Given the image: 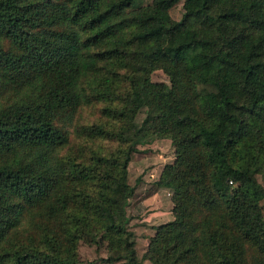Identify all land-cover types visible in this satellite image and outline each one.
<instances>
[{
  "label": "trees",
  "instance_id": "trees-1",
  "mask_svg": "<svg viewBox=\"0 0 264 264\" xmlns=\"http://www.w3.org/2000/svg\"><path fill=\"white\" fill-rule=\"evenodd\" d=\"M136 1L0 0V264H80L82 242L100 264H264V0ZM97 103L117 128L78 131L118 148L68 150L59 125ZM157 140L174 220L140 259L129 166Z\"/></svg>",
  "mask_w": 264,
  "mask_h": 264
},
{
  "label": "rangeland",
  "instance_id": "rangeland-1",
  "mask_svg": "<svg viewBox=\"0 0 264 264\" xmlns=\"http://www.w3.org/2000/svg\"><path fill=\"white\" fill-rule=\"evenodd\" d=\"M153 0H138L147 6ZM153 82L170 85L169 77L163 70H158L151 75ZM126 84L123 86V88ZM104 103H97L93 106H85L71 116V122H63L59 125L69 140V149L74 153L82 152L84 148H98L104 154H109L118 148L113 140H99L93 142L85 138L78 130L81 127L92 125L104 126L106 130L112 131L118 126L115 119L107 117ZM146 117L143 111L138 118L142 123ZM140 152L132 156L129 166V183L134 188V196L130 200L128 208L131 217L130 228L135 233L136 248L138 256L142 259L148 249L150 239L155 234V227L169 223L172 220V191L157 189V181L160 179L163 170L167 165L176 161L175 149L170 140H157L151 144L140 146ZM88 153V151H85ZM259 180L264 184L261 176ZM264 209V201L262 202ZM107 256L106 245L104 247L90 246L84 242L79 247L80 264H100L102 258ZM144 264H150L145 262Z\"/></svg>",
  "mask_w": 264,
  "mask_h": 264
},
{
  "label": "crops",
  "instance_id": "crops-1",
  "mask_svg": "<svg viewBox=\"0 0 264 264\" xmlns=\"http://www.w3.org/2000/svg\"><path fill=\"white\" fill-rule=\"evenodd\" d=\"M173 220H174V217H173V213H172V220H171V221H173ZM169 222H170V221H169ZM154 232H155V234H156V231H155V230H154ZM155 234H154V235H155ZM154 235H153V236H154Z\"/></svg>",
  "mask_w": 264,
  "mask_h": 264
}]
</instances>
